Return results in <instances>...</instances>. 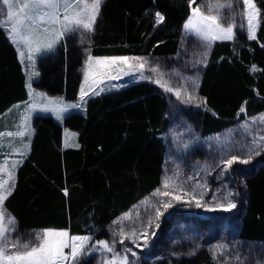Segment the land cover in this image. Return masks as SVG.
Listing matches in <instances>:
<instances>
[{
    "label": "trees",
    "instance_id": "1",
    "mask_svg": "<svg viewBox=\"0 0 264 264\" xmlns=\"http://www.w3.org/2000/svg\"><path fill=\"white\" fill-rule=\"evenodd\" d=\"M253 2L261 15L256 39L238 35L233 41L215 42L209 52L198 89L206 103L195 111L201 139L264 112V0ZM157 12L165 18L159 25ZM190 13L189 0H103L87 47L93 57H173ZM79 42L76 36L65 37L53 53L37 61L35 89L76 100L84 50ZM26 85L15 50L0 29V132L13 128L18 112L9 119L6 114L27 102ZM242 105L246 112L238 115ZM173 118L165 95L148 82L90 98L61 125L35 117L31 137L20 142L25 155L16 165L15 187L4 208L22 231L83 235L98 230L96 238L105 239L108 224L160 186L168 152L165 135ZM64 129L76 135L79 147L63 143ZM12 141L7 145L5 140L0 152H12ZM243 185L245 202L236 236L264 243V151ZM142 264L215 263L199 252Z\"/></svg>",
    "mask_w": 264,
    "mask_h": 264
},
{
    "label": "rangeland",
    "instance_id": "2",
    "mask_svg": "<svg viewBox=\"0 0 264 264\" xmlns=\"http://www.w3.org/2000/svg\"><path fill=\"white\" fill-rule=\"evenodd\" d=\"M12 2L17 5L15 10L18 11L19 5L28 2V0H12ZM88 2H91V0H88ZM228 2L229 0H200L193 3L191 8L202 6V10L207 14V10L210 6L217 3L227 4ZM233 7L235 8L236 18L235 37L239 35L247 38V21L246 19L243 21L240 19L241 10L243 8L242 0ZM0 11H3L4 13L7 12V8L3 6L2 0H0ZM221 11L224 13H230L231 10L229 8H224ZM213 14H215V12ZM0 18L6 19V15ZM230 18V15L225 17V19ZM260 21L261 15L259 13L255 34H257ZM88 34L89 32L86 31H76L68 33L65 36H76L80 41L79 45L84 46V50L82 51V63L79 69L80 84L75 101H66L61 96H49L44 92L35 89L33 87V82L37 80V75H33L31 81H29V74L33 71L37 73L36 60L38 57L40 59L48 55L49 53L47 52L53 53L60 41L51 51L42 49L39 53H33L34 67L31 66L32 62L27 59V48L21 45V50L26 52L25 58L27 63H24V65L27 77L28 100L26 103L24 102L14 105L7 111V119H9L14 113L18 112V115L12 124L13 128L1 132L5 135L0 137V145H3L5 140L7 145L13 140L12 142L15 145L13 147L16 150L15 153L13 151H4L0 156V179L8 180L9 172L14 171L15 183L16 170H13L12 163L15 159L17 161L20 160V153H22L20 152L22 149V144H20V142H22L21 140L23 137L29 135L26 133L23 137L18 135L8 136L6 135L7 133L15 134L17 131H22V126H27L31 132L32 128L30 129V127H32V122L35 117H49L56 124H62L63 120H57L56 116L51 111L41 110L44 106L48 105V101L62 100L64 104L81 105L78 108H70L68 111L64 112L63 116L65 118L70 114L80 113L85 106L86 101L90 98L116 92L129 84L148 82L156 86L165 95L169 117H174L165 135V143L167 144L168 152L162 170L160 186L157 189L164 191L163 181L165 178H171L172 180H175L176 184L180 185L185 190L191 192L192 189L195 188L197 195H199L201 191H204V200L210 203L220 202L223 200L224 196L231 193L229 199L236 204V207L227 212L222 210L209 212L203 207H188L182 202L173 200L171 195L154 196L153 193L157 190L155 189L148 195L140 198L126 211L121 213L114 221L108 224L104 229L105 239L96 238L98 230H93L91 233L83 235L69 234V236H89L91 238L89 249L92 244H95L100 240H105L110 243L114 241L116 254L119 256L127 255L130 264H142L144 261L167 260L169 258L178 259L180 257L193 256L189 255V253L193 251H195L194 255L199 252L207 253L215 264H264V243L244 242L239 240L236 236V231L239 228L240 214L245 202L243 179L249 176V174L256 168L259 155H253L252 160L247 164L235 163L227 171L222 170L223 160L232 155H245L248 146L253 142L254 136L264 134V124H261L258 119L264 116V112L244 118L215 135L201 139L199 135L200 126L195 123V111L199 110L203 103H201L200 106H197L195 102L182 103L172 92H165L162 87L157 83L152 82V80L138 79V74L123 76L121 79L115 81H108L105 79L104 83L100 85V87L104 88V91L99 95H93L90 89V86L93 85V79L90 76L87 83H85L84 79L85 61L90 55V51L87 47ZM217 41H214L213 44ZM179 48L180 50L178 54L173 57H142L147 58L150 67H158L160 71L165 73L164 80L168 82L169 86L174 89H186L189 93L194 91L195 95L203 101L199 96V87L194 89L192 81H197L198 84L201 82L202 72L206 65L204 63H197V61L203 59V52L206 49L195 35H186L183 26ZM210 50H208L207 60ZM144 74L147 77H152L153 80L156 79V76L148 71L147 68L145 69ZM29 82L31 83L32 93L38 95L30 96L28 88ZM81 85H83L85 91L88 92V95L84 97V103H81L80 100ZM30 104L35 105V108L31 111H29ZM254 119H256V123H252ZM244 124L248 125L247 130L243 127ZM72 139H74V135L68 133L65 136V143L69 140L73 141ZM19 144L20 146H18ZM185 145H188V147L185 148ZM11 183L12 181H9L8 186H10ZM196 185H201L202 187L196 188ZM167 191L172 193L171 184ZM177 194L182 195V193H179V189H177ZM213 197L215 200H213ZM161 200H170L173 207L169 208L167 211H164L161 208L163 215L157 221L155 219L156 207ZM145 201H147V203H144ZM5 211L6 215L10 214L6 209ZM126 214H130V218L122 219ZM149 220L153 221L151 227H148ZM157 224L159 225L158 227ZM121 228H123L125 233L136 231L137 234H140L143 229L147 228L149 232H154V235L147 240L148 247H143L145 243L144 240H139L138 243L140 246L137 247L133 245L128 238H126L124 243L121 244L119 242V235H116L120 232ZM15 229L16 231L12 233V238L15 239L16 237H19L21 242H26L33 233L42 232L43 230H54L39 229L22 231L16 220ZM218 245L223 246L222 252L217 249ZM125 249L134 250L137 255L132 256L131 251L125 252ZM214 249H217L215 258L213 253ZM65 251L68 252L69 250L66 249ZM112 255V253L103 251H91L90 254L86 252L78 258L77 264H106V261L109 260Z\"/></svg>",
    "mask_w": 264,
    "mask_h": 264
},
{
    "label": "snow or ice",
    "instance_id": "3",
    "mask_svg": "<svg viewBox=\"0 0 264 264\" xmlns=\"http://www.w3.org/2000/svg\"><path fill=\"white\" fill-rule=\"evenodd\" d=\"M103 0H28L19 5L18 11L15 10L17 5L12 0H2V4L7 8V12L0 11V17L6 15V19H0V29H3L9 40L16 46L21 58H24L25 53L21 50V45L27 48V59L32 62L34 67L33 53H39L42 49L51 51L54 46L63 39L68 33L76 31H94V25L100 12V6ZM240 0H229L227 4L217 3L208 8L207 14L202 10V6L192 7L191 15L183 25V30L186 35H195L206 49L203 52V59L197 63H207L208 50L211 49L213 42L231 41L235 38L236 32V18H235V4ZM195 3V0H189V6ZM243 8L241 10L240 19L247 21V38L249 40L256 39V27L259 10L253 0H242ZM229 8L230 13H224L221 10ZM215 12V14H213ZM230 15V19H225ZM164 16L159 12L156 13V24L159 25L164 21ZM264 47V45H262ZM152 72L156 79L145 76V69ZM253 66L250 71H256ZM34 71L29 74V81L33 75H37ZM138 79H149L157 83L164 89L165 92H172L178 100L182 103H196L200 106L201 101L193 92L189 93L186 89L172 88L168 82L164 80V75L158 67H150L147 58L145 57H113V58H93L88 56L85 61L84 79L88 82L89 77L93 79V85L90 86L93 95H99L104 91L100 87L106 80L115 81L121 79L123 76L136 75ZM194 89L199 87L197 81H192ZM29 94L32 93L31 83L28 84ZM88 95L83 85H81L80 100L84 103V97ZM47 99V98H44ZM246 103V102H245ZM80 104H64L63 101H48V105L41 110L51 111L57 120H63V113L70 108H78ZM35 108L34 104L29 105V111ZM246 108L242 105L239 113H245ZM215 114V113H214ZM261 124H264V116L258 118ZM256 119L252 123H256ZM22 131H17L15 134L7 133L6 135H18L23 137L26 133L30 135V130L27 126H22ZM243 127L247 130L248 125ZM5 134L0 133V137ZM68 146V145H66ZM28 146L25 145V148ZM79 147V145H76ZM188 145H185L187 148ZM264 151V134L254 136L253 142L247 148V153L243 156L232 155L222 161L223 171H227L235 163L247 164L253 155H260ZM21 157L25 153H20ZM20 161L13 162V170ZM9 181H12L9 185ZM170 184L172 186V193L167 191ZM14 171L9 172L8 180L0 179V264H77L78 258L91 251H103L112 253V257L106 261V264H130L127 255L119 256L116 254L114 248V241L112 243L100 240L91 245L89 243L91 238L89 236H69L66 230H43L42 232L33 233L26 241L21 242L19 237L12 238V233L15 229V218L10 214L6 215L3 208L4 201L11 195L14 190ZM201 185H196V188H201ZM163 189H157L154 196H169L173 200L182 202L188 207L195 206L196 208L203 207L206 211H230L236 207V204L229 199L231 193L223 197L220 202L210 203L204 200V191L199 195L196 189L192 191L185 190L180 185L176 184L175 180L165 178L163 181ZM177 189L179 193L177 194ZM64 194L67 196V189H64ZM213 200L215 198L213 197ZM144 203H147L145 201ZM173 207L170 200H161L156 207V217L158 221L163 215L161 208L167 211ZM130 218V214H126L122 219ZM153 221H148V227H151ZM159 225L157 224V227ZM116 235H119L121 244L126 238L130 239L132 244L139 247V240H144L143 247H148L147 240L154 235V232H149L147 228L143 229L140 234L136 231L125 233L123 228ZM69 251L66 252L65 250ZM217 249L222 252L223 246L218 245ZM217 249L213 250L214 258L217 254ZM131 251L132 256H136L134 250L125 249V252ZM195 251L190 252L189 255H194Z\"/></svg>",
    "mask_w": 264,
    "mask_h": 264
},
{
    "label": "crops",
    "instance_id": "4",
    "mask_svg": "<svg viewBox=\"0 0 264 264\" xmlns=\"http://www.w3.org/2000/svg\"><path fill=\"white\" fill-rule=\"evenodd\" d=\"M25 3V2H24ZM1 19V18H0ZM2 31L4 32V34H5V36H6V38L8 39V41L10 42V44L13 46V48H14V50H15V53H16V58H17V61H18V63H19V65H20V67H21V72H22V74H24V75H26L25 74V65H24V63H27V61H26V56L24 55V58L22 59L21 58V55H20V53L17 51V48H16V46L9 40V38H8V36L6 35V33H5V31L2 29ZM60 42H61V40H60ZM60 44V43H59ZM58 44V45H59ZM58 45H57V47H58ZM27 51V50H26ZM23 52L24 53H26L24 50H23ZM47 53H49V54H51L50 52H47ZM39 60V57H38V59L36 60V61H38ZM26 88H27V85H26ZM28 90V89H27ZM28 92V91H27ZM32 128V129H31ZM30 129H31V132H30V135H28L29 137H31V135H32V131H33V127H30ZM1 133V132H0ZM68 133H71V134H73L74 135V139H72L73 141H68V142H66L65 143V136L68 134ZM76 135L73 133V132H71V131H68V130H66V129H64L63 130V143L64 144H66V145H68V146H73V147H76ZM0 150H1V148H0ZM15 148L13 147V149H12V151L15 153ZM4 151H2V152H0V156L2 155V153H3ZM16 156H18V155H16ZM15 157V156H14ZM17 158V157H16ZM18 159V158H17ZM22 158L20 157V160H21ZM20 160H18V161H20ZM14 161H17L16 159L14 160ZM13 161V162H14ZM22 161H23V159H22ZM13 164V163H12ZM17 168V167H16ZM16 168H15V170H16ZM16 174V173H15Z\"/></svg>",
    "mask_w": 264,
    "mask_h": 264
},
{
    "label": "water",
    "instance_id": "5",
    "mask_svg": "<svg viewBox=\"0 0 264 264\" xmlns=\"http://www.w3.org/2000/svg\"><path fill=\"white\" fill-rule=\"evenodd\" d=\"M202 217H204V216H202Z\"/></svg>",
    "mask_w": 264,
    "mask_h": 264
}]
</instances>
